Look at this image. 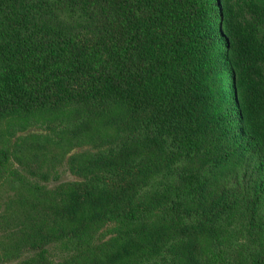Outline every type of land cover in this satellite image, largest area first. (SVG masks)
<instances>
[{
    "label": "trees",
    "instance_id": "1",
    "mask_svg": "<svg viewBox=\"0 0 264 264\" xmlns=\"http://www.w3.org/2000/svg\"><path fill=\"white\" fill-rule=\"evenodd\" d=\"M2 190L0 264H264V0H0Z\"/></svg>",
    "mask_w": 264,
    "mask_h": 264
},
{
    "label": "rangeland",
    "instance_id": "2",
    "mask_svg": "<svg viewBox=\"0 0 264 264\" xmlns=\"http://www.w3.org/2000/svg\"><path fill=\"white\" fill-rule=\"evenodd\" d=\"M62 178L64 180H68V179H73V176L70 173L65 172V173H63V177ZM7 196H8V194L4 190L0 191V205H1V208H3V203H4V200L7 198ZM1 208H0V211H1ZM3 238H4L3 230L0 227V246H1V242L3 241Z\"/></svg>",
    "mask_w": 264,
    "mask_h": 264
}]
</instances>
